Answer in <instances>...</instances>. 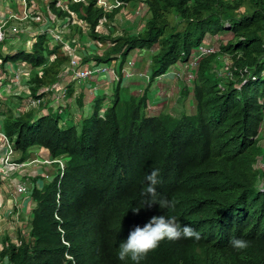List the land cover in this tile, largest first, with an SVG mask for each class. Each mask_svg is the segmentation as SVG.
<instances>
[{
    "label": "trees",
    "instance_id": "trees-1",
    "mask_svg": "<svg viewBox=\"0 0 264 264\" xmlns=\"http://www.w3.org/2000/svg\"><path fill=\"white\" fill-rule=\"evenodd\" d=\"M120 1L111 11L98 7L97 0L71 1L68 10L52 1L49 8L59 18L75 17L81 23L76 24L80 38L88 33L96 46L106 45L103 53L93 54L96 63L120 55L122 66L131 51L156 48L150 53L152 79L187 61L192 49L205 40L214 43V37L223 36L219 50L197 67L196 111L178 118L166 113L146 116V97L124 98L117 84L105 119L94 115L80 133L61 125L52 111L38 119L31 111L7 115L3 131L14 140L16 150L25 155L32 146H42L52 158L66 156V169L63 177L45 180L42 188L36 181L43 178L31 177L28 233L19 235L17 242L6 234L0 260L135 264L118 258L120 242L133 226L143 227L152 216L165 215L176 217L182 226L191 225L201 238H166L139 264H264V190L256 186L253 168L264 154L257 138L264 121V103L259 102L264 85V0ZM139 1L148 13L142 31L119 33L117 25L99 30L102 20L109 26L126 5ZM223 56L233 62L232 77L223 80L222 89L216 70L223 67ZM70 57L63 43H53L45 33L35 36L30 49L0 54L3 62L20 61L34 69L29 89L38 98L52 92ZM43 88L48 90L38 94ZM153 169H159L160 182L157 196L150 200L165 196L175 202L174 208L145 204L149 201L143 194L145 177ZM233 237L245 239L249 246L232 248Z\"/></svg>",
    "mask_w": 264,
    "mask_h": 264
},
{
    "label": "clouds",
    "instance_id": "clouds-1",
    "mask_svg": "<svg viewBox=\"0 0 264 264\" xmlns=\"http://www.w3.org/2000/svg\"><path fill=\"white\" fill-rule=\"evenodd\" d=\"M46 17L47 18H51L48 15H46ZM60 19H62V18H60ZM114 20L116 21V18ZM109 23H112V22H109ZM78 24H79V21H78ZM105 24H104V26H105V28H107V26ZM56 25H58V24H56ZM113 25L114 26L117 25L116 28H117L119 33L130 32V34H136V33L139 32L138 30H135V31H128L126 29L121 30V29H119L118 24L114 23ZM106 31H107V29H106ZM65 33H67V32L65 31ZM76 37H78V36H76ZM78 38H80V37H78ZM88 39H90V38H86L85 41H83V42H88L89 45H88V43L87 44L84 43V45H82L83 48H85V47L89 48V47H92V45H94L95 42L92 41L91 39H90V41H91L90 42V41H88ZM80 40H81V38H80ZM96 44H97V46L95 45L96 48L93 47L94 48L93 49V51H94L93 54H95V52H97V51L103 53L104 44L99 43V42H96ZM217 44H219V42ZM150 52H154V51L150 50ZM93 54H92V57L89 56V55H86L83 58V61L85 59H87V61H84V63H87V62L91 61V62H93V63H95L97 65L98 64H100V65L112 64V65L115 66L116 72H117L116 74H118L120 76V80L119 81H115L113 76L111 74H108V73L107 74H102V75H100V74L95 75V76H107V75H109V78L105 79L102 82L103 83V87H102L101 90L103 91V93L101 95H98L99 98L93 99L94 98L93 94H90V95H92V97L88 98L86 104H80V102L78 101V97L76 96V92L68 93L67 86L70 85L69 81L68 82H65L64 80L59 81V83L56 84V86H54V89L52 90L51 93L47 94V96L43 95L42 97H40V98L44 97V100H45L43 102V104H42L43 109L42 108L36 109V110L31 109V110L37 111V114L34 115V119H38L40 116H43V115H49V113L52 111V113H55L57 115L61 125L67 126V127H75L76 128V132L80 133L84 122L87 121L88 119H90L91 117H93L94 115H97L98 118L105 119L106 112L108 111V108L110 106H112L114 101H115V96L116 95L114 93L115 92L114 89L117 86V84L120 85L121 89H123L125 81L132 80L134 78L142 79L147 84V86L145 88H142V90L139 92V94H137V95L132 94V93L129 94V96L130 95H132V96H142V95H144L146 97V99H147V104H146V108H145V115L146 116L154 117V116H158L159 115V114L158 115L149 114L150 113V109L152 107V102H151V99H150L149 94H148V86L150 84L154 83L156 80L164 78V77H166L169 74H173L177 78H182L184 80V83H185L184 87L187 90H189L190 92H192V94L194 96L193 83H194V80L196 79V77L194 78V80L191 83H189L185 79V76H183V75L177 76L174 73V71L176 69L180 70V67H181L180 65L182 63L187 62L188 59L185 62L182 61V62L176 63L174 66L171 67V68H173V70L170 68L165 73H163V74L155 77L154 79H152L151 76H150L149 70L148 71L135 72L132 69V68H134L133 66L135 64V61L134 62H130L129 61L130 59H128V58H127V61L121 66L122 58H121L120 55H117L115 60H111V61H109L107 63H96L94 61ZM118 60H119V64L117 66ZM22 63H24V62H22ZM68 64H69V62H68ZM68 64H66L65 66H67ZM124 67L129 69L131 72H133L134 75L131 78H129V79H123L122 78L123 75L121 74V72H122V69ZM64 72L65 71L62 70V73H64ZM67 72H65V74H67ZM140 73L147 74L149 76V80L147 81L143 77H141ZM31 76L32 75H30V77ZM95 76H93V78ZM30 77H29V79H30ZM60 77H63V76L61 75ZM63 78H65V77H63ZM76 81L84 82V81H79V80H76ZM86 81H88V80H86ZM60 86H63L62 90H59ZM45 91H47V90H45ZM58 91L61 94L64 93V95L62 96L60 93H58ZM168 92H172V90L165 91L164 95L167 98L169 97L167 95ZM43 93H40V94H43ZM56 94L58 95V97H57ZM52 96H55L56 99H57V102H56L55 105L53 104L54 101L52 99H50ZM121 96H122V94H121ZM194 101H195V98H194ZM195 111H196V105H195L194 113H195ZM166 114H170L171 116L176 117V118L180 117L181 115H191V114H186V113L178 115V113L174 114L173 111L167 112ZM263 129H264V121H262L261 127L259 128V132H258V135H257V138L260 140V143L263 141V143H261V144L264 147V131H263ZM0 131L4 133L3 130H0ZM8 139L12 143V153H11L10 156L13 159V161L14 162H18V163H28L25 167H23L22 169L19 170V173L16 172L15 175L10 176L11 178L13 177V179H15V178H17L18 176H21V175H23V176L24 175H29V176H32V177L41 176L43 178L42 181H40V179H38L36 181V183L40 184V182H41L42 186H43V183L45 182V180L46 181L52 180V178L54 176H56V175H58V177H60V178L63 177L65 169H66V156L62 155V156L57 157V158H52L50 156L49 151L46 148H44L42 146H32L27 151V152H29V156H25V157H27V159L22 161V159H21L22 157L19 158V157H15L13 155L14 150H16L15 149V145H14L15 144L14 140L9 138V137H8ZM0 144H1V141H0ZM43 152H46L48 154V156L44 157L42 155ZM19 153H20V151H19ZM263 155L264 154L259 155L258 158H257V161L253 165L254 170L257 172V175H256V186L262 191L264 190V166L259 164L258 160ZM1 156H2V153H0V157ZM35 158H39V159H42V160L43 159H49V160L52 161V163L48 164V165H43V164L40 165V164H36V163H31V161L35 160ZM42 166H46V171L48 173L45 172V171L42 172L41 174L38 173V170H41ZM31 167L34 170V174L35 175L34 174L32 175V173L30 174V173H27V172L24 173L25 169L26 170H31ZM158 176H159V169H153L145 177V179L147 181V186L144 189L143 194L146 195L148 197V199H149V201H146L145 204L149 208L155 203H158L160 205L161 209L174 208L175 207V202L172 201V200H169L165 196H161L159 198V200H155V199L150 200L152 197L154 198V197L157 196L156 186L160 182L158 180ZM0 177L2 179H3V177L5 178L4 174L1 175ZM5 180H8V178L5 179ZM23 181H26V182L29 181V183L31 184L30 188H32L33 182L31 181V177H29L28 179L26 178ZM30 188H28V190H30ZM28 190H27V193L22 192L25 195V199H27V195L29 194ZM133 212L138 214L139 213V209H133ZM29 217L28 218L27 217L24 218L25 221H23V219H22V222L28 223ZM19 223H20V221H19ZM27 225H28V230H29V223ZM166 238L168 240H170V241L179 240L181 238L199 240L201 238V234H200L199 231H197L194 227H192L189 224H185V225L182 226L181 223L178 221V219L176 217H174V216L169 217V216H165V215H159V216L154 215L143 225V227H141L140 225H135V226H133L132 229H130L127 239L124 240V241H121L120 244H119L118 258L120 260H125L126 258H130L132 261L135 262V264H139V262L142 259H144L150 251L155 250L159 246L160 242L163 241ZM229 245L232 248H235L237 250H241V249H246L249 246V243L245 239L233 237V238H231L229 240ZM4 262L7 263V261H3V263Z\"/></svg>",
    "mask_w": 264,
    "mask_h": 264
},
{
    "label": "crops",
    "instance_id": "crops-1",
    "mask_svg": "<svg viewBox=\"0 0 264 264\" xmlns=\"http://www.w3.org/2000/svg\"><path fill=\"white\" fill-rule=\"evenodd\" d=\"M20 2L21 0H14V2H10L8 0H0V24L3 21H5L8 15L11 13L15 15H20L23 13L24 7L22 9ZM134 4H135L134 2L129 3L118 14L117 20H116L118 22H116V24H118L119 29L121 30L126 29L128 31H135L134 29H137L139 31L143 29L147 16H148L147 10L143 11L144 13L142 15V18H143L142 20L141 18H139V12L131 11V9L134 10L133 9ZM130 5H132L131 9L129 8ZM138 7L140 8V5L137 4V8ZM134 13L135 15H133ZM47 19L49 20V18ZM10 23L11 24L14 23V25H16L17 23L19 25L21 22L15 23V21L8 20V23H7L8 26L10 25ZM47 23L49 22L47 21ZM35 25L40 26V24H37V23ZM8 33H19V32L8 31ZM23 34L27 37L28 40L31 41L28 47L25 46L24 43L22 44V42H19L16 44H12L10 42H4L0 44V54L2 56H6L7 54H12V53H15L21 47L24 48L25 50L30 49L31 45L35 41V34H32V32H30L27 35L25 33ZM10 36H12V34H10ZM71 36L74 37L73 35ZM65 37L70 39L67 36ZM84 38H87V36H84ZM222 38L224 37L222 36ZM214 39L219 42L218 37H214ZM152 50L155 51L156 48H153ZM82 51H84V54L86 53L91 57H92V54L94 53L93 49H90L88 47L82 48ZM149 52L148 50H140V51L134 50L132 56L128 57V59H130L129 60L130 62L135 61V64L133 66L134 68H132L135 72L149 70V64H150ZM79 55H80V52H79ZM0 64H1L0 65V130H2L4 121L7 115L9 114H13L14 116L24 115L25 113L31 111L32 108L30 107L29 99L27 95L25 94V92L27 91H24L22 87V85L27 84L26 79L24 77H21L19 84H16L14 80V77L16 76L15 70H17L18 67H22L24 63L20 61L3 62L2 60H0ZM65 69L66 68L64 67L63 71ZM32 73H34V69L33 71H31L30 75H32ZM62 76L69 79L68 81L70 84L72 83V86H71V88L73 89L72 92H76V96L78 97V101L80 102V104H86L88 98L92 97V95L90 94H93L94 96L93 99L99 98L98 95H101L103 93V91L101 90L103 87L102 82L105 79L109 78V75L95 76L94 78H91L86 82L85 81L78 82L72 78L71 73L65 74L64 72L62 73ZM20 82H22V85H20ZM146 86L147 84L144 80L139 79V78H134L132 80L125 81L124 87L123 89H121V92L125 91L128 96L131 93L137 95L142 90V88H145ZM184 86H185L184 80L182 78H177L173 74H169L166 77L156 80L154 83L150 84L148 86V94L152 102V107L150 109L149 114L158 115L160 113L171 112L175 109L180 111L181 114H185V113L193 114L194 113L193 109L195 108L194 96L192 92L187 90ZM167 90H172V92L176 91L177 93L176 100H173V101L169 100L164 95L165 91ZM13 94L16 97L13 99V101H9L6 97L9 98ZM32 112L34 113V115L37 114V111L32 110ZM42 155L44 157L48 156L46 152H43ZM24 156H28V155L26 154ZM4 173L5 172L3 170H0V176L3 175ZM29 177H32V176L21 175L15 179H12L13 181L11 183L10 182L8 183V189H6V192H9V194L14 196V198H17L18 202L23 203V201H25V195L20 191L18 186L20 185V182H22L26 178L28 179ZM10 188H12L15 194H12V192L9 191ZM8 206H9V203H8ZM27 206L28 208H31L30 203L26 201V203L25 202L23 203L22 213L18 217L20 220L26 217L24 216V210H25V207L27 208ZM11 207H12V203H11Z\"/></svg>",
    "mask_w": 264,
    "mask_h": 264
},
{
    "label": "built area",
    "instance_id": "built-area-1",
    "mask_svg": "<svg viewBox=\"0 0 264 264\" xmlns=\"http://www.w3.org/2000/svg\"><path fill=\"white\" fill-rule=\"evenodd\" d=\"M24 3V11L22 14L20 15H15L13 13L9 14L7 19L5 21H3L0 24V44L4 43V42H9L7 39V34L8 31H12V32H20L23 31L21 23L19 24L21 26V30L17 29V26L19 27V25H14V23H12L11 25H9L7 27V23L8 20L11 21H16L19 20L21 22H26L24 23L25 25L27 23H32V25L34 27L31 28L32 29H36L35 36L37 34H42L45 33L48 36H50L52 38V42L56 43V42H61L63 43V47L65 49V51L71 56L70 57V61L69 64L67 66H65V72L67 73H71L72 77L75 80H79V81H86L89 80L91 78H93V76L95 75H102V74H111L114 78L115 81H119L120 80V76L118 74H116V68L114 65L112 64H106V65H100V64H95L93 62H87L84 63L83 62V58L88 55V54H84V51H82V48L85 44H87L88 42H83L80 41L78 37H73V38H66L65 37V30L61 27H58V25H56L55 21L49 22L47 23L48 19L45 16L46 13L44 9H36L35 7V3L33 0H21ZM54 1L55 2V6L57 8H61L64 10H68V6L65 5V2H77L80 0H50V2ZM84 1V0H83ZM49 2V3H50ZM32 3V4H30ZM48 3V4H49ZM121 5V1L120 0H97V6L98 7H103L106 11H111L112 9H115L117 7H119ZM74 18L75 17H67L65 19H60L58 17H56V21L58 23H64V22H70L71 24H73L74 22ZM16 21V22H19ZM105 20H102L100 22L99 27H103V25L105 24ZM40 24V26H36L35 24ZM57 23V24H58ZM79 24H81L79 22ZM23 25V24H22ZM111 25H113L112 23H110L109 26H107L106 29H108ZM27 26V25H26ZM25 26V27H26ZM114 26V25H113ZM225 41V40H223ZM89 45V43H88ZM216 45L219 44H215V43H211L210 41H204L203 44L194 47L188 57V61L185 63H182L180 66V70L176 69L174 71V73L179 76V75H183L185 76V79L191 83L194 78L196 77V73H197V67L199 65V62L201 59H203L206 56L212 55L214 53H216L219 49L218 47H216ZM80 52V55H79ZM221 62H223V67L219 70H216V74L217 77L219 79H221L220 83H219V87L223 89V85L225 84V82H223L224 79L226 78H231L232 77V73L230 72V68L232 66V60L229 56H223L222 58H220ZM51 61V59H50ZM84 63V64H83ZM24 63L22 65V67H18L16 70V74H17V81H15L16 84H19L20 78L24 77L27 81V84L22 85V82H20V85H22L23 90L27 91L25 92V94L27 95L28 99H29V105L32 109L36 110V109H43V102L44 97L43 98H38V97H33L31 96L30 93V84H29V76L31 71H33V69L31 68V66H29L28 64ZM119 64V60L117 62V66ZM121 74L123 75V79H129L131 78L134 74L133 72H131L129 69L127 68H123ZM264 75V73H263ZM28 76V77H26ZM140 76L143 77L145 80H149V76L147 74L144 73H140ZM249 77V76H248ZM252 80H256L255 76H251ZM247 81L246 79H243V81L238 84L236 87L240 88L245 82ZM63 86H60L59 90H62ZM45 90H48V88H43L40 89L38 91V94L43 93ZM58 93H60L58 91ZM61 94V93H60ZM57 95V94H56ZM62 96L64 95L61 94ZM58 97V95H57ZM264 103V101L262 102ZM44 111V110H43ZM0 136L3 138V140L1 141L0 144V153H2V162L0 163V170H3L5 179L9 178L10 176L15 175L16 172L19 173V170L22 169L23 167H25L28 163H18V162H14L13 159L11 158V153H12V143L11 141L8 139V137L0 131ZM31 163H36V164H40V165H48L51 164L52 161L49 159H39V158H35V160L31 161ZM258 163L264 166V155L259 158ZM40 187H42V183L40 182ZM21 192H25L27 193L28 188L31 187V184L27 183L26 181H22L20 182V185L18 186ZM25 188V191H24ZM6 261V260H5ZM1 262V260H0ZM3 262V261H2ZM3 264H7L6 262Z\"/></svg>",
    "mask_w": 264,
    "mask_h": 264
},
{
    "label": "rangeland",
    "instance_id": "rangeland-1",
    "mask_svg": "<svg viewBox=\"0 0 264 264\" xmlns=\"http://www.w3.org/2000/svg\"><path fill=\"white\" fill-rule=\"evenodd\" d=\"M33 1L35 3L36 9H44L45 12H46L44 14L48 15L49 17H51V18H49L48 22L55 21L56 22L55 24L58 23L56 21L57 15H55V13L53 12V10L51 11V9L49 8L50 4H48V3L50 2V0H33ZM12 2H14V0ZM140 3H141L140 1L137 2V4L140 5V8L139 7L137 8V4H134V8H133L134 10L131 9L132 8V5H130L129 8L131 9V11H137V12H139V18H141L143 20V18H142V15L144 13L143 11H145L147 9H146V7H145V5L143 3H141V4ZM30 4H32V3H30ZM64 4L68 6V2H65ZM20 5L22 6V9H23L24 3L22 1L20 2ZM133 15H135V13ZM116 20H117V17H116ZM16 21H19V20H16ZM16 21H15V23H16ZM19 22H21V21H19ZM116 22H118V21H115L114 20L112 22V24H114ZM21 23L23 24V25H21L23 29L21 28L20 25L18 27L17 26L18 25L17 23H16V26H17V29H19V30L22 29L23 31H20L19 33H8L7 34V39L12 44H16V43L22 42V44L24 43V45L28 47L30 45L31 41L28 40L27 37L23 33H25L26 35L29 34L30 32H32V34H35L34 32L36 31V29H32L31 30V28L34 27L32 25V23H27L26 24L27 26L24 24L26 22L23 21ZM76 24H78V20L76 18H74L73 24H70V22H64L62 24L61 23H58V26L61 27V28H63L67 32V33H65V36H67L69 38H72L71 35L80 37V30L78 29V27L76 26ZM10 25H11V23H10ZM7 26H8V24H7ZM82 26H84V24H82ZM99 30L100 31H106V28L103 25V27H99ZM130 30H132V29H130ZM134 30H137V29H134ZM139 31H142V30H139ZM10 34H12V36H10ZM87 34L88 33H84V36H88ZM84 36L81 37V38L83 39ZM218 39H221V38L218 37ZM221 40H224V39H221ZM88 41H90V39H88ZM217 43H218V41L215 40V44H217ZM93 47L96 48L95 44L92 45V47H89V48L90 49H94ZM216 47H218V45H216ZM103 48H104V50H106V48H107L106 45H104ZM152 51H154V50H152ZM133 52H134V50L129 53V56H132ZM150 53L151 52H149V54ZM171 69L173 70V68H171ZM26 77H28V76H26ZM14 80L17 81V74L14 77ZM62 80H64L66 82L69 79L63 78V77H59V81H62ZM121 94H122V96L124 98H128V95L126 94L125 91H122ZM176 94H177L176 91L168 92L167 93V95L169 96L168 99L169 100H172V101L173 100H176ZM259 96H260L259 97V99H260L259 102L262 103L264 101V85L259 90ZM15 97L16 96L13 94L11 97H9V98L6 97V98L9 101H13V99ZM50 99H52L54 101L53 104L55 105L56 102H57L56 97L55 96H52ZM193 110H195V108ZM31 112H32V110H31ZM173 113L174 114H177L178 113V115L181 114L180 111H178L176 109L173 110ZM54 116H57V115L54 114ZM2 130H3V128H2ZM263 131H264V129H263ZM0 140H3V138L1 136H0ZM261 143H263V141ZM18 152H19L18 150H14L13 155L15 157H19V158L20 157H25L23 153H21V152L18 153ZM25 154H27L29 156V152H27ZM25 158L27 159V157H25ZM1 162H2V157H0V163ZM44 171L47 172L46 171V166H42V169L41 170H38V173L41 174ZM26 172L27 173H30V174L32 173V175L34 174V170L33 169H31V170H26L25 169L24 173H26ZM12 179H13V177L12 178L11 177L8 178V180H5L4 177H3V179L0 177V250H1V247H2L3 238H4V236L6 234H8L11 237V240L13 242H17L19 235L26 236L27 233H28V225H27L28 223L22 222V220H20L18 218L20 216V214L22 213V205H23L24 202L26 203V200L27 199H25V201H23V203H21V202H18V199L17 198H14V196H12L11 194H9V192H6V189H8V183L9 182L11 183L13 181ZM40 181H42V179H40ZM27 183H29V181H27ZM9 191H11L12 194H15L13 192L12 188H10ZM24 191H25V188H24ZM7 202L9 203V206L10 207L8 206V203ZM11 203H12V207H11ZM25 205H27V204H25ZM30 215H31V208H28V206H27V208L25 207V210H24V216H26V217L28 216L29 217ZM19 221H20L21 224L19 223ZM0 264H3V262L1 261Z\"/></svg>",
    "mask_w": 264,
    "mask_h": 264
}]
</instances>
